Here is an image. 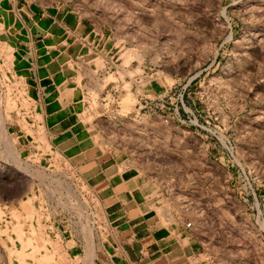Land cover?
<instances>
[{"label":"rangeland","instance_id":"1","mask_svg":"<svg viewBox=\"0 0 264 264\" xmlns=\"http://www.w3.org/2000/svg\"><path fill=\"white\" fill-rule=\"evenodd\" d=\"M1 78L0 264H115L90 161L206 264H264V0H0Z\"/></svg>","mask_w":264,"mask_h":264},{"label":"crops","instance_id":"2","mask_svg":"<svg viewBox=\"0 0 264 264\" xmlns=\"http://www.w3.org/2000/svg\"><path fill=\"white\" fill-rule=\"evenodd\" d=\"M105 163L90 161L84 172H90L92 185L121 228V255L115 264H206L199 244L186 227L166 226L157 213H152L143 191L117 173L108 172L110 165L105 167Z\"/></svg>","mask_w":264,"mask_h":264},{"label":"bare ground","instance_id":"3","mask_svg":"<svg viewBox=\"0 0 264 264\" xmlns=\"http://www.w3.org/2000/svg\"><path fill=\"white\" fill-rule=\"evenodd\" d=\"M4 77L5 78H9V74L6 72V74H4ZM2 79V78H1ZM10 84H12V85H14L10 80H8V83L6 82V80H3L2 79V81H0V95H1V97H0V104L1 103H3L4 105H5V103H4V95H6V93H7V91H8V86L10 85ZM17 89V88H16ZM11 102V101H10ZM9 105V104H8ZM8 107V106H7ZM4 111H2V110H0V113H1V116L2 117H4L3 115H4V113H3ZM5 116H6V114H5ZM1 123H3V122H1ZM4 124V123H3ZM1 129V128H0ZM2 132L4 133V131L2 130ZM5 132H7V131H5ZM3 133H1V134H3ZM0 134V137H2L3 135H1ZM5 134V133H4ZM5 138H7V137H5ZM5 140V139H4ZM10 141V140H9ZM5 142V141H4ZM10 143H11V141H10ZM9 144V143H8ZM7 145V144H6ZM10 145V144H9ZM11 146V145H10ZM10 146H7L8 148H7V150L9 149V147ZM10 151H11V149H10ZM16 151V150H15ZM14 151V152H15ZM16 154H18L17 152H16ZM19 162H20V160H19ZM21 164V163H20ZM21 198V197H20ZM23 203V202H22ZM79 210H81V208H79ZM11 211V210H10ZM0 213H2V211H0ZM3 214V213H2ZM14 214V213H13ZM15 215V214H14ZM17 216H20V215H16V217ZM31 216H33V215H31ZM84 225H82L83 226V231H84V234H95L96 235V231H95V229L96 228H93V227H91V225H89L88 224V222H87V220H84V222H82ZM25 225V224H24ZM16 226H18V224L16 225ZM15 226V227H16ZM22 225L20 224V226H18L17 228H20ZM14 227V228H15ZM39 228V227H38ZM16 230V229H15ZM19 230V229H18ZM17 231V230H16ZM19 232H21V231H19ZM19 234V233H18ZM22 234V233H21ZM40 235V234H39ZM39 235H37V236H33L32 238H27L29 241V243L31 244V242L33 243V245H32V252H33V254H34V252H36L38 249H44L45 251H46V253H45V251H44V253H45V255H44V257H45V259H44V261H53L54 262V258L56 257V255H55V253L54 254H48V249H49V247H48V245L46 246V245H43V243L42 242H40V239H41V237L42 236H39ZM97 235H99V237L102 239V237H103V235L105 236V231L104 230H101L100 231V233H98ZM39 236V237H38ZM20 237H21V235H20ZM18 239H20V238H18ZM48 240H47V242L49 241V238H47ZM104 239V238H103ZM41 240H43V239H41ZM93 241V240H92ZM44 242V241H43ZM46 242V241H45ZM45 242H44V244H45ZM21 243H22V241H21ZM49 243H50V241H49ZM51 244H52V242H51ZM57 244V243H56ZM94 244V243H93ZM13 245V244H12ZM96 245V244H95ZM98 246H99V244H98ZM23 247H25V246H22V248ZM48 247V248H47ZM52 248H53V246H51ZM57 248V247H56ZM54 249V248H53ZM11 250V249H10ZM19 250V253H21L20 251L22 250H20V249H18ZM59 250V249H58ZM60 251H62V250H60ZM30 252H31V250H30ZM50 252V251H49ZM22 253H23V250H22ZM24 254H26V253H24ZM24 254H22L21 255V257L22 256H26V255H24ZM62 254H64V253H62ZM18 255H20V254H18ZM41 255V254H40ZM29 256H31V255H29ZM63 256V255H62ZM19 257V256H18ZM32 257V256H31ZM39 256H37L36 258H38ZM43 257V258H44ZM32 258H34V256L32 257ZM40 258V257H39ZM42 258V257H41ZM42 258V259H43ZM62 258V257H61ZM64 258V257H63ZM35 259V258H34ZM33 259V260H34ZM23 261V260H22ZM39 261H41V259H39ZM58 261V260H57ZM24 262V261H23ZM66 262V261H65ZM25 263V262H24ZM49 263V262H48ZM56 263V262H55ZM64 263V262H63ZM67 264V263H66Z\"/></svg>","mask_w":264,"mask_h":264},{"label":"built area","instance_id":"4","mask_svg":"<svg viewBox=\"0 0 264 264\" xmlns=\"http://www.w3.org/2000/svg\"><path fill=\"white\" fill-rule=\"evenodd\" d=\"M168 98H169L170 102H172L173 98H176L177 103L180 102L181 106H177V108H176V112H177V115H178V120L180 122L186 123V122L189 121L192 124H196V122H194L192 120V116H191V114L189 112L190 110L186 107V104H185V101H184V94H183L182 91L175 90L172 95H169ZM164 102H168V101L164 100ZM180 107L183 108V111L185 113H181ZM214 136L219 140V142H221V144L223 145L224 148H226L229 152L231 151V147H230L231 143L229 142L228 138L224 134L219 133V134H214ZM0 165L2 166L1 163H0ZM186 225H187V227H190L192 225V223L188 222Z\"/></svg>","mask_w":264,"mask_h":264}]
</instances>
